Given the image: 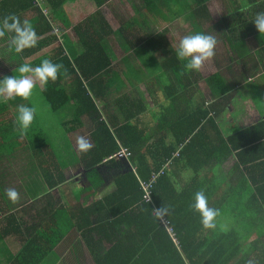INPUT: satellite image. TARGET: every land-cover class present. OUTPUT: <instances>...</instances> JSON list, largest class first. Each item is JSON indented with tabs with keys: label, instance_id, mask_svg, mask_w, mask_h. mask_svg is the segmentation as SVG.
Instances as JSON below:
<instances>
[{
	"label": "trees",
	"instance_id": "16d2710c",
	"mask_svg": "<svg viewBox=\"0 0 264 264\" xmlns=\"http://www.w3.org/2000/svg\"><path fill=\"white\" fill-rule=\"evenodd\" d=\"M67 1L44 0V7L57 12ZM78 1L83 4L89 0ZM94 1L101 9L110 0ZM144 3L145 7L149 8L155 4V1L147 0ZM28 10L37 12L39 21H41L40 16L46 20L48 18L41 8L35 6L34 0H0V21L9 15H16L21 19L22 14ZM46 22L49 27L48 20ZM74 30L83 47L82 53L72 60L65 55L64 50L58 49L51 61L62 64L63 69L55 82L49 81L46 86L43 85L42 90H38L40 97L44 98L55 116L73 101L76 109L72 120L62 124L57 119L54 120L56 127L61 126L62 132L53 133L60 139L55 137L51 139L36 114L27 134L22 135L25 144L16 138L20 140L21 146H12V144L9 148H5L7 138L12 134L10 127L5 126V115L10 113V106L16 108L15 121L10 122L11 126L18 128V106L24 104L33 107L34 105L31 98L25 101L16 97L3 102L0 104V143L6 145L4 148L0 147V152L7 149L9 154H14L27 146L31 147L33 159L48 191L68 182L66 168L69 163L81 159V162L86 163V169L91 170L100 165L115 164L118 160L110 158L121 148L128 149L132 153V158L129 160L132 165L131 170L114 179L116 190L90 207H80L79 216L82 220L88 221L91 213L103 212H106L107 217L110 218V222L101 223L103 224L101 229L94 227L91 222L85 224L89 226L87 230L77 227L78 230L84 231L85 241L95 233L103 232L104 236L107 233L111 234L105 238L111 244V248L103 257L96 259V264H264V247L261 248L264 246L263 235L257 238L260 241L254 242L253 247L245 249L243 238L238 233L219 232L217 227L203 228L199 213L191 208L194 194L199 190H203L207 195L209 206L212 204L217 190L216 171L235 155L237 164L232 170V175L238 179V184L233 186L235 193L232 197H236L239 204L249 206V211L255 215L264 212L262 151L264 134L252 137V133L264 126V123L225 139L216 119L211 118L215 113L201 106L198 111L177 117L172 124H168L164 119L161 120V131H168L173 141L167 144L166 137L159 135L160 131L159 134L151 136L149 127H140L138 122H132L137 112H134V104L131 100L123 97L118 100L119 114L126 117V122L119 128L107 125L108 121H101L98 101L105 96L101 77L111 66L103 44L113 31L101 11L88 17ZM6 37V46L9 49L8 36ZM55 42L53 36L49 40L47 38L38 42L34 48L26 49L20 53L23 63L35 67L37 59L32 62L29 60ZM0 67L5 68V74H0V79H3L7 75L15 74L19 66L13 69L12 65L0 62ZM181 68L183 67H176L174 73L177 74ZM186 75L183 73L176 77L179 80L186 78ZM72 78L76 80V84L70 91L64 87V83ZM211 81L216 84L223 83L219 75H214ZM128 113H131V116ZM84 116L90 117L97 124V130L93 134L95 147L76 158L67 137L82 128ZM108 123L111 124L112 121L109 120ZM208 126L213 128L216 139L210 135ZM7 133L10 135L8 136ZM153 139L155 150L149 146ZM62 156L65 162L62 161ZM162 167H164L162 174L157 177L152 190L153 204L146 203L143 200L144 192L139 181H149L152 174L159 172ZM177 168H183L192 174L189 183L183 189L178 187L173 177V171ZM160 207L169 209L164 216L179 240L180 250L173 246L153 213L155 208ZM66 212L64 208L54 209L43 221L40 229L29 233L22 253L14 264H41L55 249L60 238L76 228L74 221H77L78 225V217L71 215L65 217L67 230L62 227L60 215ZM102 220L103 217L99 221ZM122 228H126V231ZM1 234L5 238L10 235H25L23 225L17 220L16 215L11 214L8 217L7 227ZM103 242L104 240L101 241ZM90 252L94 253L93 247L90 248Z\"/></svg>",
	"mask_w": 264,
	"mask_h": 264
},
{
	"label": "crops",
	"instance_id": "0c3cea01",
	"mask_svg": "<svg viewBox=\"0 0 264 264\" xmlns=\"http://www.w3.org/2000/svg\"><path fill=\"white\" fill-rule=\"evenodd\" d=\"M144 1L147 0H110L100 9L94 0L83 4L78 0H68L57 12L48 9L49 27L43 16L39 17L41 21L37 20V12H24L21 21L26 19L33 24L39 36L38 42L53 36L56 40L29 62L37 59L38 66L44 59L52 60L58 49L64 50L65 55L72 60L78 57L83 47L74 28L101 11L113 31L103 44L111 66L101 77L102 90L104 88L105 91V96L98 101L102 122L111 120L112 123L107 122V125L114 128L123 125L126 117L119 114L118 100L128 97L134 104V112H137L132 122H138L140 127H149L151 136L160 131L159 135L166 137L167 144L173 141L168 131H161V120L172 124L177 117L198 111L201 106L215 113L211 118L216 119L225 139L264 123V34H260L252 23L256 13L264 11V0H154L155 4L149 8L145 7ZM197 32L217 37L216 55L201 71L188 72L184 68L187 61H179L176 50L183 36ZM179 66L183 68L175 74L174 70ZM183 73L187 74L186 78L178 80L176 76ZM214 75H219L223 83H213L211 78ZM75 84L76 80L72 78L64 83V87L71 91ZM37 88L42 90L43 85L37 83ZM75 109L71 101L57 112V121L62 124L72 120ZM128 114L131 116V113ZM82 123L79 131L67 137L77 157L83 154L76 145L78 137L88 138L92 142V149L95 147L93 134L97 124L88 116L82 118ZM51 130L62 132L60 125L51 127ZM208 130L216 139L213 128L208 126ZM263 134L264 126L253 132L252 137ZM154 143L153 139L149 146L155 150ZM262 151L264 153V148ZM77 162L76 171L82 169L81 173L72 179L67 173L68 182L56 189L48 191L44 180L39 182L37 190L40 193L34 196L38 209L37 224L33 226L27 225L22 218L30 212L29 209L23 213H20L23 209H11V201L5 198L6 191L0 182V195L4 196L1 201L3 204H0V264H14L22 253L29 233L40 229L54 209L62 208L67 211L60 215L62 227L67 230L65 217L71 215L78 217V225L74 221L76 228L60 238L55 249L41 264L47 261L50 264H96V259L108 252L111 244L105 238L111 236L110 233L105 236L103 232L95 233L88 237L89 241H85L84 231L77 227L87 230L89 226L85 224L91 222L94 227L101 229V223L110 222V218L103 212L91 213L88 221L82 220L79 216L80 207H90L114 192V179L131 170L132 165L124 160L123 163L130 164L129 169H121L115 174L114 169L118 165L124 166L123 163L116 161L115 164L84 170L86 163L81 162V159ZM236 164L237 159L233 155L223 166L218 167L215 196L221 190L218 182L223 180L219 177L222 171L225 174L224 181L226 178L229 180L227 184L231 186V197L234 195L233 186L238 184V179L232 175V170ZM108 166L110 171L102 172V168ZM97 168L100 173H97ZM173 172L175 183L180 189L185 188L192 174L183 168ZM56 192L59 197H55ZM56 199L60 201L56 202ZM11 214L16 215L23 225L24 236L10 235L5 238L1 234ZM102 217L103 220L99 221ZM122 230L126 231V228ZM91 247L95 254L90 252Z\"/></svg>",
	"mask_w": 264,
	"mask_h": 264
},
{
	"label": "rangeland",
	"instance_id": "374dc122",
	"mask_svg": "<svg viewBox=\"0 0 264 264\" xmlns=\"http://www.w3.org/2000/svg\"><path fill=\"white\" fill-rule=\"evenodd\" d=\"M6 44L7 37H5L4 39H0V62L7 63V65H12L13 69H15V66H20L24 64L21 54L16 53L14 50L9 51ZM4 71L5 68L0 67V74H5ZM12 75L14 74H10L7 76ZM40 95L41 94H39L38 89H35L31 99L34 107L37 109V116H39L40 118L41 125L44 126L51 139L54 137L56 139H60L59 136L53 135L54 131L51 130V127L56 126V122L54 120L57 119V116H55V114L51 112L46 101L43 97H40ZM1 103H3V101H0V104ZM15 113L16 108L11 105L10 113L5 115V126L10 127L9 130L12 134L10 135V132L7 133L8 136L10 135L7 138V145L5 144V146L3 145V143H0L1 148H4V146L5 148H9V146L12 144V146H21L20 140L23 144H25V140L22 139V135L20 134L19 127H12V123H10L13 120L15 121ZM16 138L20 140H17ZM57 149L59 150V148ZM78 156L80 157V154H78ZM61 159L63 162H65L64 156H62ZM75 162L76 161H74L73 163H69L66 168V170L68 171V175L70 176L69 178L71 179L79 175L82 171V169L76 171L78 162ZM120 162L123 163V161ZM123 164L124 166L118 165L114 169L115 174L118 171L120 172L121 169H129L130 164H128L127 162ZM84 170L88 169L85 168ZM104 170L110 171V167L108 166L102 168V172ZM97 173H100L99 168H97ZM224 176L225 174L222 171V174H219V177L223 180L218 182V184H221V190L218 191L217 195L215 196V199L210 205L211 207L220 210V216L217 218V230L223 233H238L241 238H243L242 242L245 246V249L251 248L255 245L254 242L256 243L260 241L259 239H257L258 237L262 235L264 236V212L262 214L255 215L252 211H249V206H247L246 204H239V200L236 197H231V186L228 185L229 180L227 178L224 181ZM111 177H113L112 174ZM41 180L43 179L33 159L31 147L27 146L24 148L23 151L20 150L19 152H16L14 154H9V152H7V149L0 152V182L1 184H3L5 191L8 188H15L19 192L20 199L16 203L11 202V209H23L20 213H23L25 210L27 211V209H29L30 212H27L26 216H22L23 220L29 226L37 224L36 212L38 211V209L37 201H35L36 197L34 196L40 193V191L37 190V187ZM55 197H59V194L57 192L55 193ZM3 198L4 196L0 195V204H3L1 203V201H3ZM5 198L7 199V195H5ZM59 201L60 199H56V202ZM262 242L264 243V239L262 240ZM263 247L264 246H261V248ZM50 263V261L46 262V264Z\"/></svg>",
	"mask_w": 264,
	"mask_h": 264
},
{
	"label": "clouds",
	"instance_id": "9594fccd",
	"mask_svg": "<svg viewBox=\"0 0 264 264\" xmlns=\"http://www.w3.org/2000/svg\"><path fill=\"white\" fill-rule=\"evenodd\" d=\"M260 34H264V11L256 13L252 20ZM8 36L9 51L23 53L26 49L36 47L39 36L33 24L16 15H9L0 21V39ZM218 45L217 37L210 33L197 32L183 36L176 50V57L184 62V68L188 72H199L207 62L213 60ZM63 69V65L54 63L50 59H44L38 66L28 63L20 65L12 76H5L0 80V101L7 102L16 97L25 101L29 100L37 83L47 85L49 81L55 82ZM66 74V73H65ZM37 114V109L21 104L18 106L17 125L21 135H26L32 126ZM80 152L86 153L92 149V142L80 136L76 141ZM6 195L12 203L20 199V194L15 188H8ZM194 212L199 213L201 224L205 229H216L217 218L220 210L209 206V200L203 190L194 194V203L191 205ZM169 209L165 207L155 208L158 217L165 215Z\"/></svg>",
	"mask_w": 264,
	"mask_h": 264
},
{
	"label": "built area",
	"instance_id": "2783aa9c",
	"mask_svg": "<svg viewBox=\"0 0 264 264\" xmlns=\"http://www.w3.org/2000/svg\"><path fill=\"white\" fill-rule=\"evenodd\" d=\"M34 2H35V6L41 8L42 11L44 12V15L46 17H48L49 10L45 9L44 0H34ZM130 158H132V153L128 149L121 148L120 151L117 154L113 155L110 159H116L118 161H124V160L129 161ZM166 166L167 165H164V167H166ZM164 167H162L159 172L153 173L149 181H144V180L139 181L141 189L144 192L143 200L146 203L153 204V199H152L153 186L157 181V177L162 174ZM153 213L158 218L160 226L164 229L166 235L168 236V238L171 241V243L173 244V246L177 247L178 250H180L179 240H178L177 236H175V234H174L172 228L169 226L168 222L166 221L165 216L163 215V216L158 217L154 211H153Z\"/></svg>",
	"mask_w": 264,
	"mask_h": 264
}]
</instances>
